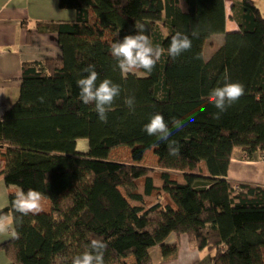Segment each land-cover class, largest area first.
Wrapping results in <instances>:
<instances>
[{"label":"trees","instance_id":"trees-1","mask_svg":"<svg viewBox=\"0 0 264 264\" xmlns=\"http://www.w3.org/2000/svg\"><path fill=\"white\" fill-rule=\"evenodd\" d=\"M73 20H39L35 29L55 34L59 54L21 62L19 93L0 117V180L18 238L0 248L10 264H71L91 240L106 244L104 264H152L149 248L163 258L176 252L170 234L192 232L197 249L213 252V264H264V185L233 181L227 170L234 149L242 159L264 158V18L251 0H235L237 28H225V0H58ZM164 54L151 73L123 75L110 46L134 25ZM192 45L173 60L171 35ZM196 33V35H192ZM219 46L205 54L212 37ZM93 65L97 84L120 86L107 122L79 97L77 81ZM229 81L244 95L219 112L207 94ZM134 98L133 109L125 104ZM161 114L172 129L168 142L143 126ZM83 141V146H79ZM129 146L132 162L113 160V148ZM153 151L157 164L138 162ZM113 158V159H112ZM126 158V157H125ZM41 194L42 211L21 217L15 193Z\"/></svg>","mask_w":264,"mask_h":264},{"label":"crops","instance_id":"crops-1","mask_svg":"<svg viewBox=\"0 0 264 264\" xmlns=\"http://www.w3.org/2000/svg\"><path fill=\"white\" fill-rule=\"evenodd\" d=\"M72 9L60 8L58 0H0V117L3 110L10 107L19 93L21 62L59 54L55 34L40 33L35 29L34 22L39 20H73ZM227 31L234 30L237 25ZM227 178L233 181L264 185V158L255 157L250 160L241 158L239 149H234L227 170ZM8 188L0 180V192L7 193ZM4 200L0 198V205ZM5 206L0 207L3 208ZM11 222L9 217L4 219ZM13 227V225H12ZM10 236L0 235V244L10 239ZM167 242H177L175 253L163 258L159 245L149 248L152 264H213V252L204 254L202 263L198 257L203 255L197 249L194 236L190 232L176 236L170 234ZM209 251V250H208ZM0 264H10L5 252L0 248Z\"/></svg>","mask_w":264,"mask_h":264},{"label":"clouds","instance_id":"clouds-1","mask_svg":"<svg viewBox=\"0 0 264 264\" xmlns=\"http://www.w3.org/2000/svg\"><path fill=\"white\" fill-rule=\"evenodd\" d=\"M135 35H126L122 40L114 42L110 46V54L117 61V67L123 75L132 73L136 70L143 69L146 73H151L157 62L164 54V50L160 47H154L149 36L145 34V25L136 24ZM196 35V33H192ZM192 42L188 35L177 31L171 35L170 44L167 49V54L175 60L181 53L188 51L191 48ZM87 75L78 79L77 85L80 89V100L86 104L94 105V109L98 114L101 122H107V113L111 111V106L120 95V86L113 83L110 79H103L97 84L98 73L94 70L93 65H88L83 69ZM225 82L222 86L215 87L207 94V103L219 110L216 113V118L219 113L226 110L244 95V86L235 81H229L227 75L224 77ZM125 104L129 109H133L134 98L128 97ZM172 127L165 122L164 117L157 113L151 116L149 121L143 126V130L151 136H156L160 141L168 142V150L170 155H178L179 148L174 140H169L172 135V129L177 131L184 127V123L179 119L171 121ZM0 198L7 205V193L0 192ZM15 212L21 217L29 214H39L42 211L41 194L36 190L24 191L23 189L15 193L13 201ZM0 235H7L12 238H18L19 234L14 230L10 222H6L0 218ZM105 242L102 240L93 239L90 242L88 250L76 255L72 258L71 264H104Z\"/></svg>","mask_w":264,"mask_h":264},{"label":"rangeland","instance_id":"rangeland-1","mask_svg":"<svg viewBox=\"0 0 264 264\" xmlns=\"http://www.w3.org/2000/svg\"><path fill=\"white\" fill-rule=\"evenodd\" d=\"M235 0H225V14H226V27L231 28L234 26V20L232 16V10H231V4ZM253 4L258 8L259 13L261 17L264 18V0H251ZM205 45V54H209L212 49L216 48L219 46V43L221 42L220 37H212L209 39ZM83 141H79L78 145L81 147L83 146ZM110 157H113V160L119 161V160H124L125 162H132L133 160H126L127 158L131 159V152L129 146L126 145H120L112 149ZM126 157V158H125ZM141 165H147V166H155L157 164V158L152 151H147L144 155V157L138 162ZM192 234V232H190ZM203 255L198 257V261H201L202 263L205 261L206 257L204 254H207L208 250L204 249L202 250Z\"/></svg>","mask_w":264,"mask_h":264}]
</instances>
